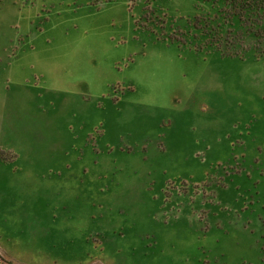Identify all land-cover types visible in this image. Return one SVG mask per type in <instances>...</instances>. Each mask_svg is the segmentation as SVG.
I'll use <instances>...</instances> for the list:
<instances>
[{
  "label": "rangeland",
  "instance_id": "obj_1",
  "mask_svg": "<svg viewBox=\"0 0 264 264\" xmlns=\"http://www.w3.org/2000/svg\"><path fill=\"white\" fill-rule=\"evenodd\" d=\"M262 18L254 0H0L2 255L264 264Z\"/></svg>",
  "mask_w": 264,
  "mask_h": 264
},
{
  "label": "trees",
  "instance_id": "obj_2",
  "mask_svg": "<svg viewBox=\"0 0 264 264\" xmlns=\"http://www.w3.org/2000/svg\"><path fill=\"white\" fill-rule=\"evenodd\" d=\"M254 15L264 17V0H254Z\"/></svg>",
  "mask_w": 264,
  "mask_h": 264
},
{
  "label": "crops",
  "instance_id": "obj_3",
  "mask_svg": "<svg viewBox=\"0 0 264 264\" xmlns=\"http://www.w3.org/2000/svg\"><path fill=\"white\" fill-rule=\"evenodd\" d=\"M2 251H1V249H0V254L2 255ZM4 254V253H3ZM2 257H3V259L5 260V262L7 263L8 261L10 262V261H12L11 260V258L10 257H6L5 255H2ZM12 264H15V263H13V261L11 262ZM0 264H2L1 262H0Z\"/></svg>",
  "mask_w": 264,
  "mask_h": 264
}]
</instances>
